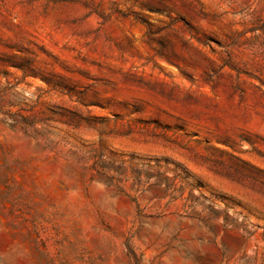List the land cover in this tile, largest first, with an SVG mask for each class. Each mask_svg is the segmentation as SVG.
<instances>
[{
    "label": "rangeland",
    "instance_id": "obj_1",
    "mask_svg": "<svg viewBox=\"0 0 264 264\" xmlns=\"http://www.w3.org/2000/svg\"><path fill=\"white\" fill-rule=\"evenodd\" d=\"M0 264H264V0H0Z\"/></svg>",
    "mask_w": 264,
    "mask_h": 264
}]
</instances>
